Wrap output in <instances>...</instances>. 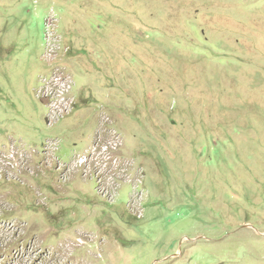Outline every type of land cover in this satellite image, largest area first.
<instances>
[{"label":"rangeland","instance_id":"1","mask_svg":"<svg viewBox=\"0 0 264 264\" xmlns=\"http://www.w3.org/2000/svg\"><path fill=\"white\" fill-rule=\"evenodd\" d=\"M0 264H264V0H0Z\"/></svg>","mask_w":264,"mask_h":264},{"label":"built area","instance_id":"2","mask_svg":"<svg viewBox=\"0 0 264 264\" xmlns=\"http://www.w3.org/2000/svg\"><path fill=\"white\" fill-rule=\"evenodd\" d=\"M69 104V101L66 98H62L61 102H60V106H57V110L56 111H60L62 115H65L68 113V108L67 105Z\"/></svg>","mask_w":264,"mask_h":264},{"label":"bare ground","instance_id":"3","mask_svg":"<svg viewBox=\"0 0 264 264\" xmlns=\"http://www.w3.org/2000/svg\"><path fill=\"white\" fill-rule=\"evenodd\" d=\"M94 155H96V154H94ZM94 155L91 157V158H92V162H95V156H94ZM99 155H100V154H99ZM99 155H98V158H100ZM79 241H80V243L83 244V240H79Z\"/></svg>","mask_w":264,"mask_h":264}]
</instances>
